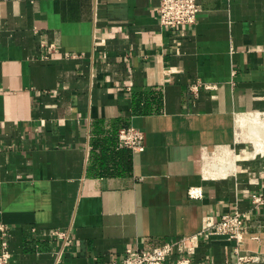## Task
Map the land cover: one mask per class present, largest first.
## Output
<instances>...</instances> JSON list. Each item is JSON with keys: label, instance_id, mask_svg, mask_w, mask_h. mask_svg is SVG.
<instances>
[{"label": "crops", "instance_id": "1", "mask_svg": "<svg viewBox=\"0 0 264 264\" xmlns=\"http://www.w3.org/2000/svg\"><path fill=\"white\" fill-rule=\"evenodd\" d=\"M197 2L195 25L168 28L161 0H0L11 264H55L59 251L61 264L120 262L236 211L248 215L242 248L264 258V206L251 200L264 196V0ZM130 127L143 152L120 146ZM192 260L236 255L213 238Z\"/></svg>", "mask_w": 264, "mask_h": 264}, {"label": "built area", "instance_id": "2", "mask_svg": "<svg viewBox=\"0 0 264 264\" xmlns=\"http://www.w3.org/2000/svg\"><path fill=\"white\" fill-rule=\"evenodd\" d=\"M200 11L197 0H161L158 9L160 24L168 28L193 26L197 23ZM51 49L57 52V48L53 45ZM118 139L122 148L137 153L145 150V134L137 128L121 129L118 132ZM189 195L191 198L201 197V193L196 189H191ZM251 200L255 207L264 206L263 195H252ZM247 218L246 213L239 211L224 214L218 220L213 215H207L203 218L200 232L152 249L128 248L120 262L114 261L109 264H194L192 256L198 252L201 242L213 238H224L233 244L235 264H262L264 258L261 254L242 248L247 231L245 225ZM0 233L2 234L0 264H11L8 231L4 226H0ZM52 236L64 241L65 245L73 242L70 233L66 231H54ZM175 252L180 255L172 260L171 257ZM61 259L62 251H59L56 254L55 264H61Z\"/></svg>", "mask_w": 264, "mask_h": 264}]
</instances>
